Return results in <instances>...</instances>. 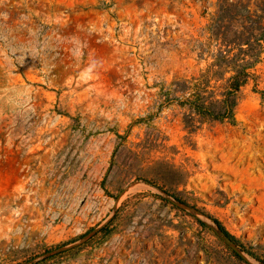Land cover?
<instances>
[{
	"label": "rangeland",
	"instance_id": "374dc122",
	"mask_svg": "<svg viewBox=\"0 0 264 264\" xmlns=\"http://www.w3.org/2000/svg\"><path fill=\"white\" fill-rule=\"evenodd\" d=\"M261 27L264 0H0V264H264V48L233 123L184 105L215 32Z\"/></svg>",
	"mask_w": 264,
	"mask_h": 264
},
{
	"label": "trees",
	"instance_id": "16d2710c",
	"mask_svg": "<svg viewBox=\"0 0 264 264\" xmlns=\"http://www.w3.org/2000/svg\"><path fill=\"white\" fill-rule=\"evenodd\" d=\"M219 35L224 48L218 49L213 61L185 88L191 90L184 103L190 120L197 117L233 123L239 92L253 75L250 69L259 61L264 48V27L215 32L216 37ZM212 81L221 83L213 85ZM213 221L227 237L234 239L218 220Z\"/></svg>",
	"mask_w": 264,
	"mask_h": 264
}]
</instances>
